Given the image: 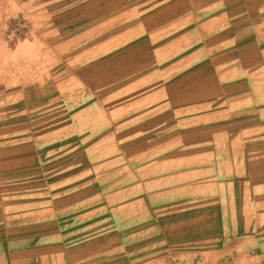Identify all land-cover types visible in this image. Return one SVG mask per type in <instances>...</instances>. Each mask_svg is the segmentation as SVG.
<instances>
[{
    "label": "crops",
    "instance_id": "crops-1",
    "mask_svg": "<svg viewBox=\"0 0 264 264\" xmlns=\"http://www.w3.org/2000/svg\"><path fill=\"white\" fill-rule=\"evenodd\" d=\"M263 40L192 51L160 107L111 110L102 93L53 138L7 154L0 264H264V211L237 191L239 178L264 176ZM174 119L167 130L187 134L155 137Z\"/></svg>",
    "mask_w": 264,
    "mask_h": 264
},
{
    "label": "rangeland",
    "instance_id": "rangeland-1",
    "mask_svg": "<svg viewBox=\"0 0 264 264\" xmlns=\"http://www.w3.org/2000/svg\"><path fill=\"white\" fill-rule=\"evenodd\" d=\"M253 38L264 39V0H0V162L25 140L53 138L49 133L102 93L111 110L160 107L167 84L180 91L182 62L192 51L217 46L220 53ZM34 77L47 86L4 87ZM174 122L159 120L155 137L188 133L168 131ZM237 183L239 201L264 211V176Z\"/></svg>",
    "mask_w": 264,
    "mask_h": 264
}]
</instances>
